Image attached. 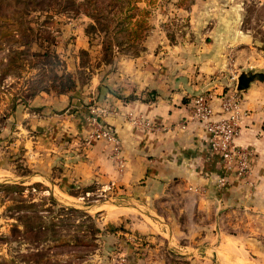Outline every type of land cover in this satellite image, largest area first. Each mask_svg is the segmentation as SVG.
<instances>
[{
  "label": "crops",
  "instance_id": "obj_1",
  "mask_svg": "<svg viewBox=\"0 0 264 264\" xmlns=\"http://www.w3.org/2000/svg\"><path fill=\"white\" fill-rule=\"evenodd\" d=\"M241 5L163 0L150 9L143 50L117 52L110 63L99 61L100 43L77 25L76 50L94 63L85 83L23 101V122L0 131V177L17 176L18 149L26 178L49 184L51 194L106 196L88 206L100 228H117L103 240L119 245L118 264H263L264 81L237 90L235 144L251 153L245 177L223 170L190 104L211 92L213 118L225 116L220 99L238 74L264 70L263 40L243 25ZM72 67L80 68L79 57ZM90 108L101 109L115 140H87Z\"/></svg>",
  "mask_w": 264,
  "mask_h": 264
},
{
  "label": "rangeland",
  "instance_id": "obj_2",
  "mask_svg": "<svg viewBox=\"0 0 264 264\" xmlns=\"http://www.w3.org/2000/svg\"><path fill=\"white\" fill-rule=\"evenodd\" d=\"M162 1L154 0V4L162 5ZM137 3L141 7L146 4L145 1ZM156 6H150V9ZM241 6L243 25L257 33L264 47V0H242ZM90 23L92 20L86 15L73 13L69 0H0V131L5 127L14 131L13 128L23 122V101L28 99L27 81L41 68L48 70L51 66L44 64L43 58L31 54L45 51L55 54L57 72L65 68L76 75L72 62L79 57L84 63L85 75L82 77L89 75L85 67L90 69L94 63H89L90 57L82 56L76 50L74 40L77 25L80 28L84 24L85 29ZM95 34L90 33L96 45L101 42L102 33ZM17 151L12 168L17 176L3 171V177H0V264H118L119 245L103 240V235L113 229L100 228L97 225L99 213L88 206L92 199H105L106 196L94 192L74 199L55 191L52 196L57 202L77 210L61 211L58 206L51 209L52 203L48 199L51 187L43 181L26 178L28 173L23 170V160H18ZM69 193L75 195L77 192L70 190ZM110 202L115 203V200ZM84 213L91 218L88 220ZM51 222L56 223L53 229V226L48 230L39 229ZM91 224L98 226L100 231L90 233L88 226ZM52 235L70 241H55ZM77 239L88 240L89 245L76 244ZM260 243L264 247V241Z\"/></svg>",
  "mask_w": 264,
  "mask_h": 264
},
{
  "label": "trees",
  "instance_id": "obj_3",
  "mask_svg": "<svg viewBox=\"0 0 264 264\" xmlns=\"http://www.w3.org/2000/svg\"><path fill=\"white\" fill-rule=\"evenodd\" d=\"M73 5V13L84 14L92 20V23L88 24L85 28V32L89 35L90 33L96 32L102 33V39L100 42V56L99 61L104 63H110L115 53H121L129 57L137 56L143 50V40L145 39L150 25L148 18L150 16V6H154V0H69ZM145 1V6L141 7L137 2ZM184 0H181L183 2ZM149 7V8H148ZM170 40H173L172 36H169ZM82 56H88V52L84 49L79 50ZM31 56L43 58V62L46 65H51L47 70L41 68V70L29 78L27 81L26 91L27 98H30L40 91H52L59 94L75 91V89L85 83L87 76L85 75L84 63L80 60V68L73 74L66 71L65 68L57 72L55 65L58 62L57 55L50 54L47 51L41 54L35 53ZM87 63V61H86ZM85 63V64H86ZM47 71L50 74H47ZM79 74V75H78ZM40 184V183H38ZM41 185V184H40ZM15 186L14 188H16ZM44 189H48L41 185ZM50 192V191H49ZM51 201V209L56 206L58 210H69L76 211V208L70 206H63L55 200L52 194L48 197ZM50 210V209H49ZM85 217L91 218L88 214ZM89 220V219H88ZM50 226H56L55 222H51L49 226H40L41 230H48ZM39 227V226H38ZM90 233L99 232L98 226L91 224L88 226ZM113 229V230H112ZM114 231L117 228H112ZM55 231L53 230L54 234ZM53 236V235H52ZM55 241H70L66 238L56 235L52 237ZM76 244L88 246V240L77 239Z\"/></svg>",
  "mask_w": 264,
  "mask_h": 264
},
{
  "label": "built area",
  "instance_id": "obj_4",
  "mask_svg": "<svg viewBox=\"0 0 264 264\" xmlns=\"http://www.w3.org/2000/svg\"><path fill=\"white\" fill-rule=\"evenodd\" d=\"M213 95L211 92H199L192 97V118L201 122L207 132L209 149L220 157L222 168L227 173H234L238 177H245L249 172L251 153L235 144L239 132L238 119L240 115L241 100L235 86L223 94L220 99L221 111L226 113L214 119ZM99 108L89 109V121L93 126L87 140L107 139L115 140L111 130L99 119ZM224 177L219 181L224 184Z\"/></svg>",
  "mask_w": 264,
  "mask_h": 264
},
{
  "label": "water",
  "instance_id": "obj_5",
  "mask_svg": "<svg viewBox=\"0 0 264 264\" xmlns=\"http://www.w3.org/2000/svg\"><path fill=\"white\" fill-rule=\"evenodd\" d=\"M253 81H264V70L261 72H253L251 70H242L236 79V90L242 91L249 87Z\"/></svg>",
  "mask_w": 264,
  "mask_h": 264
},
{
  "label": "bare ground",
  "instance_id": "obj_6",
  "mask_svg": "<svg viewBox=\"0 0 264 264\" xmlns=\"http://www.w3.org/2000/svg\"><path fill=\"white\" fill-rule=\"evenodd\" d=\"M67 198V197H66Z\"/></svg>",
  "mask_w": 264,
  "mask_h": 264
}]
</instances>
